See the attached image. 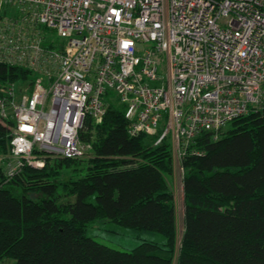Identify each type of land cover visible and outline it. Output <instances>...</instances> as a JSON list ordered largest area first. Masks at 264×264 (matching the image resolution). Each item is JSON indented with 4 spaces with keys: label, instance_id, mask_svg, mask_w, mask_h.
<instances>
[{
    "label": "built area",
    "instance_id": "2783aa9c",
    "mask_svg": "<svg viewBox=\"0 0 264 264\" xmlns=\"http://www.w3.org/2000/svg\"><path fill=\"white\" fill-rule=\"evenodd\" d=\"M0 62L33 72L0 96L9 176L82 155L86 118L111 103L181 160L264 105V0H0Z\"/></svg>",
    "mask_w": 264,
    "mask_h": 264
},
{
    "label": "trees",
    "instance_id": "16d2710c",
    "mask_svg": "<svg viewBox=\"0 0 264 264\" xmlns=\"http://www.w3.org/2000/svg\"><path fill=\"white\" fill-rule=\"evenodd\" d=\"M32 75L0 62V96ZM79 137L90 145L82 155H49L43 167L26 163L9 176L11 133L0 122V264H172L178 221L170 140L129 134L119 103L100 120L87 117ZM181 164L177 264H264V105L217 135L201 132ZM100 219L160 238L119 249L89 235Z\"/></svg>",
    "mask_w": 264,
    "mask_h": 264
},
{
    "label": "rangeland",
    "instance_id": "374dc122",
    "mask_svg": "<svg viewBox=\"0 0 264 264\" xmlns=\"http://www.w3.org/2000/svg\"><path fill=\"white\" fill-rule=\"evenodd\" d=\"M5 6L3 7V9ZM52 39L59 42L61 39L60 36L57 35L56 32H53ZM229 126V125H228ZM226 126L224 129H226ZM83 142V141H82ZM86 147V150L90 148L88 143L83 142ZM173 164H174V172L172 175L171 183L175 196L176 203V211H177V221H178V239L176 242V251L172 264H177V250L180 246V240L183 232V210H184V190H183V166L181 164V160L174 156L173 154ZM35 195V194H31ZM88 233L90 236L95 239L119 248L129 250L134 247L141 238H160L159 234H154V232L145 231V230H137L130 227L122 226L118 223L110 221L108 219H100L91 223ZM11 264H15V261L10 260Z\"/></svg>",
    "mask_w": 264,
    "mask_h": 264
}]
</instances>
